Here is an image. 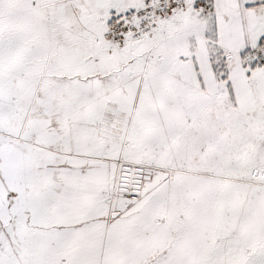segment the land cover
<instances>
[{
  "label": "snow or ice",
  "instance_id": "snow-or-ice-1",
  "mask_svg": "<svg viewBox=\"0 0 264 264\" xmlns=\"http://www.w3.org/2000/svg\"><path fill=\"white\" fill-rule=\"evenodd\" d=\"M0 264H264V0H0Z\"/></svg>",
  "mask_w": 264,
  "mask_h": 264
}]
</instances>
